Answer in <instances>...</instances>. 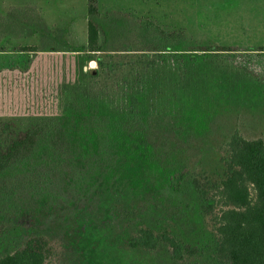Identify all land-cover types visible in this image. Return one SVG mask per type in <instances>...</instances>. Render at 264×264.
<instances>
[{
  "label": "trees",
  "instance_id": "16d2710c",
  "mask_svg": "<svg viewBox=\"0 0 264 264\" xmlns=\"http://www.w3.org/2000/svg\"><path fill=\"white\" fill-rule=\"evenodd\" d=\"M100 1L86 0V47L61 49L92 53L96 67L56 89L60 111L0 119V264H45L48 237L80 264H100L114 251L151 252L160 243L174 260L183 258L175 237L124 229L121 214L143 191L187 187L190 169L182 161L204 157L213 131V117L196 113L203 83L198 52L239 49L200 46L146 19L127 18L107 31L96 20ZM35 33L44 39L42 51H60L35 9L0 17V39ZM24 50L12 60L1 54L0 68L28 67ZM122 53L133 61L127 72L114 63ZM113 76L112 85L100 87L101 78ZM165 93L171 105L164 106ZM151 95L159 98L153 111L145 105ZM221 148L223 178L203 200L197 181L189 182L192 196L213 220L222 264H264V139L234 129ZM171 157L176 164L183 159L167 172Z\"/></svg>",
  "mask_w": 264,
  "mask_h": 264
},
{
  "label": "rangeland",
  "instance_id": "374dc122",
  "mask_svg": "<svg viewBox=\"0 0 264 264\" xmlns=\"http://www.w3.org/2000/svg\"><path fill=\"white\" fill-rule=\"evenodd\" d=\"M62 4L60 12H46L50 37H57L53 45L60 51H42L38 34L16 37L7 34L0 39V55L14 59L24 50L28 67L0 68V119H22L30 115L55 114L62 108V98L56 89L71 84L79 74L96 64L90 60L92 53L61 51L64 47H86V0H0V16L16 9L45 8L46 2ZM74 3V4H73ZM44 4V5H43ZM69 5V6H68ZM70 11H68L69 9ZM127 18L146 19L166 31L183 32L200 46L235 47L236 52H198L197 70L203 83L196 103L199 114L213 117V131L205 140L204 157H189L185 162L190 169L189 182L197 181L201 200L211 187L223 178L222 143L229 133L237 129L244 137L264 139V0H101L99 17L108 31L117 28ZM117 22L112 25L111 23ZM47 27V28H48ZM59 35V40H58ZM35 47L36 51H30ZM246 50V51H242ZM248 53V54H244ZM127 54L114 59L120 70L127 72ZM13 57V58H12ZM135 61V59H134ZM21 68V69H20ZM244 69L246 73L243 72ZM157 73L150 75L155 77ZM226 79V80H225ZM101 78L100 87L112 85ZM232 88L225 89V83ZM104 83V84H103ZM229 87V86H228ZM230 95V100L226 96ZM166 94V95H165ZM164 106L171 105L173 97L165 93ZM157 101L159 98H155ZM154 96L145 99L146 108L155 109ZM107 106H111L107 104ZM171 157L165 163L167 172L179 165ZM189 182L180 192L143 191V198L121 214L124 229L136 231L150 228L155 234L166 233L181 244V260L171 257V250L163 244L151 252L114 251L110 257H101L100 264H222L216 253L215 226L211 216L200 208L192 196ZM45 264H80L66 252L60 240L48 237ZM84 258V257H83Z\"/></svg>",
  "mask_w": 264,
  "mask_h": 264
},
{
  "label": "crops",
  "instance_id": "0c3cea01",
  "mask_svg": "<svg viewBox=\"0 0 264 264\" xmlns=\"http://www.w3.org/2000/svg\"><path fill=\"white\" fill-rule=\"evenodd\" d=\"M46 3H47V4H45L46 7L45 8L38 7V9L36 10V13H37L38 17L42 20V22L46 25V27H48L49 25H48L47 20H46V12L51 11V12H54V14H55V12H60L58 7L62 6V4H57V3H53V2H49V1H47ZM55 6H58V7L55 8ZM68 11H70V9ZM0 17H4V16H0ZM85 24H86V20H85Z\"/></svg>",
  "mask_w": 264,
  "mask_h": 264
}]
</instances>
